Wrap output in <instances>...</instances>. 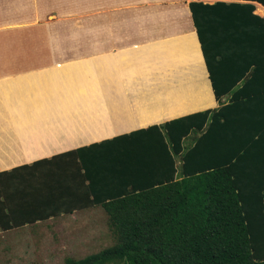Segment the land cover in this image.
Here are the masks:
<instances>
[{"label": "crops", "instance_id": "0c3cea01", "mask_svg": "<svg viewBox=\"0 0 264 264\" xmlns=\"http://www.w3.org/2000/svg\"><path fill=\"white\" fill-rule=\"evenodd\" d=\"M191 1L0 0V257L103 221L113 138L219 106ZM161 131L131 136L155 170Z\"/></svg>", "mask_w": 264, "mask_h": 264}, {"label": "trees", "instance_id": "16d2710c", "mask_svg": "<svg viewBox=\"0 0 264 264\" xmlns=\"http://www.w3.org/2000/svg\"><path fill=\"white\" fill-rule=\"evenodd\" d=\"M254 2L264 5L191 1L219 106L147 128L164 131L157 170L134 138L147 129L113 138L126 139L125 171L113 155L111 191L95 202L117 240L65 264H264V16Z\"/></svg>", "mask_w": 264, "mask_h": 264}, {"label": "rangeland", "instance_id": "374dc122", "mask_svg": "<svg viewBox=\"0 0 264 264\" xmlns=\"http://www.w3.org/2000/svg\"><path fill=\"white\" fill-rule=\"evenodd\" d=\"M98 215L102 222L64 226L59 234L54 233L58 239L44 241L42 249L33 250L27 255L0 257L1 264H65L67 257L82 258L114 244L117 238L106 210L101 209Z\"/></svg>", "mask_w": 264, "mask_h": 264}]
</instances>
